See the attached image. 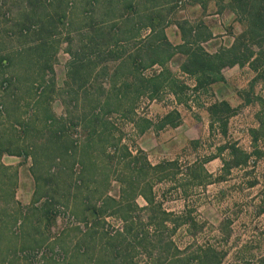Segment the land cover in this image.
Returning a JSON list of instances; mask_svg holds the SVG:
<instances>
[{
	"label": "rangeland",
	"instance_id": "1",
	"mask_svg": "<svg viewBox=\"0 0 264 264\" xmlns=\"http://www.w3.org/2000/svg\"><path fill=\"white\" fill-rule=\"evenodd\" d=\"M103 1L0 0V264H112L115 260L117 264H168L197 257L201 252L199 249L208 243L218 252L220 264H255V257L264 250V158L255 156L248 167L234 168L230 175L223 177L225 180H218L223 157H228L226 151L220 154V145L237 142L252 151L251 130L258 128L264 120V85L254 80L256 73L249 66L225 68L224 81L214 83L209 91L197 92L195 80L181 71L183 57L175 56L168 65L187 85L185 94L178 99L171 90H164L155 98L143 96L135 101L134 113L127 112L131 118L148 117L155 121L174 109L181 112L183 120L177 127L150 131L159 133L157 135L168 133L164 139L173 141L168 147L179 150L175 159H180L183 171L185 167L203 163L213 175L211 183L205 186H198L179 175L180 183H186L187 195L181 190H173L164 196L170 210L181 213L187 208L191 211L196 222L193 230H186L187 227L175 232L171 228L161 229L159 232L163 235L159 234V238L163 242L159 244L158 235L150 231L153 240L145 248L138 246L142 236L133 237L134 232L125 233L122 238L105 234V228L111 231L121 227L117 218L108 216L87 232L80 229V223L92 219L83 211L88 201L99 195L117 198L121 195L122 183L116 175L123 169L122 157L125 155L127 162L133 160L130 166L137 160L128 156L121 143L129 144L133 155L136 149L142 150L137 144L139 135L132 119L110 114L105 119L112 122L111 129L104 136L118 143L120 149L114 152V147L109 148L104 155L97 143L92 144L86 149L88 167H82L77 162L84 148L81 145L89 139L87 132L81 126L76 132H71L70 126L66 130L61 126L54 134L48 129L51 122L45 120L46 109L57 117L73 110L74 104L64 88L68 64L73 59V51H84L83 44L88 41L86 20L92 16L102 25L107 19ZM193 1L182 0L171 12L173 23L166 27L170 41L176 42L175 21L178 19L194 21L190 17L194 15L197 17L195 22L205 23L203 17L214 13H197L190 7ZM172 6L175 4L169 8ZM64 9L68 11L67 19H63L65 24L57 22L56 29L50 33L48 23L57 20ZM48 17L52 19L48 20ZM227 17L229 21L230 16ZM207 19L213 26L223 23L221 18V21L214 17ZM111 23L115 22L109 25ZM231 23L225 29L217 30L218 37L224 31L234 34L244 29L238 21L231 20ZM43 24L45 29L40 30ZM147 32L143 31L144 34ZM33 51L35 58H31ZM16 57V64H8ZM36 61L53 65L55 75L44 65L40 68ZM100 70L96 69L94 73L99 74ZM160 70L156 65L146 73ZM71 75L76 74L71 71ZM40 83L47 88H37ZM77 86L70 85L67 89L75 90ZM93 87H106L107 90L109 81L101 77ZM84 98L81 95L80 105L86 101ZM221 100L229 101L236 109L229 118L227 134L218 128L210 129L207 107ZM124 109L130 111L126 106ZM94 139L97 142L98 138ZM76 143L78 147L74 146ZM110 155L112 160L108 159ZM211 156L214 158L210 159ZM108 171L110 177H107ZM255 179L258 184L250 186V181ZM164 187L165 184H158L156 191L160 192ZM138 202L145 204L142 197ZM170 241L185 250L177 251ZM154 244H158L157 248H153ZM108 245H115L121 256L113 260L105 250ZM125 246L130 252L123 249ZM85 249L86 255L82 254ZM188 261L189 264L200 263L197 259Z\"/></svg>",
	"mask_w": 264,
	"mask_h": 264
},
{
	"label": "trees",
	"instance_id": "2",
	"mask_svg": "<svg viewBox=\"0 0 264 264\" xmlns=\"http://www.w3.org/2000/svg\"><path fill=\"white\" fill-rule=\"evenodd\" d=\"M181 1L104 0L102 6L107 19L102 21L103 24L100 25V21L93 19L92 16L86 20L88 41L83 44L84 51H73V59L68 64L65 83L67 85L64 87L65 94L70 96V102L74 104L73 110L65 113L62 117H57L48 109L45 111L46 122H51L49 124L51 128L48 126L51 133H57L61 126L64 130L70 126L71 132H74L73 130L76 132L78 126H81L87 132L89 139H87V143L84 142L83 146L81 145L84 148L82 154L78 156L79 161L77 162L82 167H88V164L85 163L86 156L89 154L86 153V149L92 144L97 143L96 146L102 148L104 155L109 148L114 147V152L120 149L118 143L112 142L111 139L109 141L104 136L105 132H110V125H112L110 120L105 119L107 115L119 114L132 119L138 135H142L153 128L161 130L167 127H177L182 123V114L177 109L168 112L159 121L139 116L131 118L127 113H134L137 104L135 101L140 100L143 96L155 98L164 90H171L178 99H180L181 94H185L187 85L173 73L168 65L177 55L183 57L180 64L181 71L195 80L194 89L197 92L209 91L214 83L224 81V69L236 65L240 67L249 66L256 73L254 80L260 81L264 85V0H228L223 5H219V11L225 9L232 11L235 14V21L241 23L244 29L235 36L231 46L223 45L217 52L213 53L204 46V42L213 37V32L202 21L178 19L175 21V25L181 32L182 42L175 44L169 40L166 27L173 23L170 14L181 5ZM197 1L199 0H194L193 3ZM172 3L175 6L169 8ZM67 13V9H64L60 17L52 21L54 24L48 23L47 28H50V33L56 29L57 22L65 24L63 19H67ZM49 19L52 18L48 17ZM112 21L115 23L109 25ZM45 26V24L41 25L40 30H44ZM145 30L148 31L146 34L143 33ZM35 55L33 51L31 58H35ZM16 58L10 59L8 64H16L18 60ZM0 61L2 62V59ZM36 62L40 64L39 67L44 65L55 75L56 70L53 65H49L47 61L44 64L39 63V61ZM156 65L160 66V71L151 74L146 73V70ZM96 69H101L98 71L99 74L94 73ZM71 71L75 72L76 75L72 76ZM101 77L109 81L107 90L106 87H100L102 91L100 88L93 87ZM42 80L44 79L42 78ZM42 85L40 83V87L37 88L40 90L47 88L46 86L42 87ZM70 85L78 86L75 87V90L67 89ZM96 90L98 92L95 94ZM81 95L86 100L82 105L79 103ZM127 96L129 100H127ZM102 97H104L103 101ZM125 106L126 110L130 109V111H125ZM207 110L210 114L211 131L218 128L222 130L223 134H227L229 118L236 109L231 106L229 101L221 100L211 103ZM251 132L254 141L252 151L241 147L237 142L220 145L218 148L220 154L222 155L226 151L228 157H223V167L218 180H225L223 177L230 175L234 168L248 167L253 163L255 156V158H264V120H261L259 127L253 128ZM96 137L98 138L97 142L94 139ZM119 139L122 142V138ZM121 144L122 148L129 153L128 156L137 160L133 162V166H130L133 160L127 162V157L125 155L122 157L123 169H119L116 175L122 183L120 197L110 195L102 197L99 195L96 199H91L85 204L84 214L87 215V218L91 217L92 219L89 218L87 219L88 222L80 223L82 232L95 228L100 220L109 216L117 218L122 225L118 229H111V231L104 227L106 235L111 238H122L125 233L134 232L133 237L142 236L138 246L148 248L147 244L153 240L150 237L152 236L150 231L154 235H158L159 244L163 242L159 238L160 235H163L159 232L161 229L171 228L175 232L179 228L187 227L186 230H193L196 222L190 213L191 211H188L187 208L181 213L170 210L165 205L164 196L173 190H181L184 194L187 193L186 183H182L183 185L180 183L179 175L189 178L191 183H196L198 186L211 183L213 175L208 172L203 163L185 167V171L180 165L179 158L152 165L142 150L136 149L137 154L133 155L129 144ZM74 146L78 147V143ZM25 153L27 157L28 153ZM112 158V155L108 157L109 160ZM212 158L214 156L210 157V159ZM107 177H110L109 171ZM161 183L162 185L165 184V187L160 188L161 191L159 189L160 192H158L156 186ZM168 184L171 185L166 187ZM256 184H258L256 179L250 181V186ZM139 197L145 200L144 205L138 202ZM69 217L71 218V215ZM72 218L75 219L73 216ZM138 225L140 226L139 229ZM170 242L169 244H174L177 251L185 250L179 247V244ZM158 244L152 245L153 248H157ZM207 245L203 249H199L201 252L197 257L192 256L168 264H189V259L191 261L197 259L199 264H220L221 259L218 257L215 247L209 243ZM123 249L130 252L126 246ZM105 250L109 252L113 260L121 256L115 245L111 247L108 245ZM87 252L85 249L82 254L86 255ZM255 258V264H264V250ZM112 264H117L116 260ZM123 264L126 263L123 262Z\"/></svg>",
	"mask_w": 264,
	"mask_h": 264
},
{
	"label": "crops",
	"instance_id": "3",
	"mask_svg": "<svg viewBox=\"0 0 264 264\" xmlns=\"http://www.w3.org/2000/svg\"><path fill=\"white\" fill-rule=\"evenodd\" d=\"M219 2V4H218ZM221 0H199L197 2L191 3L190 7L193 8L197 13H201L204 14L205 12H214L212 15L209 16H204L203 20L205 21V24H207V26H209V28L211 29V31L213 32V37L208 39L206 42H204V46L206 47V49L213 53V52H217L221 46H231L234 43L235 40V36L236 34H238V32H234L233 33H227L226 31H224V34L222 36L217 35V30L219 29H225L228 26H230L231 20L234 21L235 20V14L230 11L229 9H225L222 11H219V5H221ZM228 2V0L223 1L222 3H226ZM216 8L215 11H213V9ZM230 16V20L228 21V17ZM191 19H194V21H196L195 19L197 18L196 16L192 15L190 16ZM207 17L209 18H220L222 19L223 23H221L220 26L218 25H211V21L207 19ZM176 42H174L175 44L182 42V37H181V32L179 30V28L177 27V35H176ZM178 56V55H177ZM159 133H156L154 131H150L148 130L147 132H145L142 135H139L138 140H137V144L138 147L141 148L146 157L147 160L152 164V165H157L163 161H169V160H174L175 157L177 156L179 150H173L172 148L168 147V143H172V140H165L164 136L165 134H168L165 132L162 133L161 135H157ZM166 138V137H165ZM169 141V142H168ZM169 148V149H168ZM136 154H137V150H135ZM134 152V153H135ZM220 158V157H218ZM216 159V158H215Z\"/></svg>",
	"mask_w": 264,
	"mask_h": 264
}]
</instances>
